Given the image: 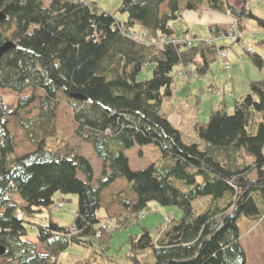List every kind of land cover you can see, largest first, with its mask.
Masks as SVG:
<instances>
[{
	"label": "trees",
	"instance_id": "1",
	"mask_svg": "<svg viewBox=\"0 0 264 264\" xmlns=\"http://www.w3.org/2000/svg\"><path fill=\"white\" fill-rule=\"evenodd\" d=\"M245 1L187 0L185 9L227 13L240 27L248 17L264 29V15H256ZM0 8L6 13L0 44H15L0 58V86L16 93L31 90L14 106L0 93V244L6 246L0 264H60L59 256L70 245L87 247L95 240L108 248L113 222L118 230L133 217H145L153 200L178 207L182 215L167 216L171 220L157 237L145 228L131 237L136 254L151 249L155 258L147 263L130 255L134 264H247L238 219L264 215L256 197L264 206V79L250 81V92L235 100L233 113L221 107L210 112L207 122L194 121L202 149L200 143H187L162 114L165 97L172 94L175 66L192 64L198 77L211 68L206 55L214 51L175 36L171 22L181 15V0H122L119 10L128 14L124 23L100 11L94 0H0ZM135 24L147 32L146 43L128 36ZM247 53L264 68L259 52ZM146 65H152L151 78L138 80ZM61 92L72 104L75 135L103 161L96 183L86 156L75 149L60 151L59 142L66 141L56 124ZM36 101V114H19ZM7 115L19 122L34 150L15 153ZM147 144L161 148L163 164L133 170L125 151ZM119 178L127 180L135 197L120 194L124 213L103 219L97 213L103 191ZM57 192L78 195L72 227L52 220L38 226L37 242L28 240L26 212L50 209ZM201 197H206L205 208L196 213L194 202Z\"/></svg>",
	"mask_w": 264,
	"mask_h": 264
},
{
	"label": "rangeland",
	"instance_id": "2",
	"mask_svg": "<svg viewBox=\"0 0 264 264\" xmlns=\"http://www.w3.org/2000/svg\"><path fill=\"white\" fill-rule=\"evenodd\" d=\"M100 11H108L116 16V18L124 23L128 14L119 10L122 0H94ZM187 0H181V6L186 5ZM243 0H231L234 5H239ZM247 7L255 14L264 15V0H246ZM167 2L163 4V10L166 8ZM182 10V18L172 21L173 27L177 34H181L182 29L189 26L191 28V35L197 34L199 38L204 39L211 34L210 26L204 25L206 17H200L199 13L185 9ZM221 13V12H219ZM189 16H197L198 21L193 20ZM201 22V24H200ZM242 31L245 29L247 37L244 42L247 47H253L254 50L263 53L261 47L255 42L256 31L261 27L256 20L244 17L241 21ZM239 32V28H237ZM245 35V34H244ZM197 41V40H196ZM226 43L231 44L229 39ZM198 42H195L197 44ZM229 53L238 51L241 58H246L251 66L253 59L247 53L242 44H234L227 50ZM230 57V56H229ZM231 62V61H230ZM231 68V67H230ZM259 69L257 66L254 67ZM232 70V68H231ZM264 70V69H263ZM196 71L192 64L186 66L177 65L173 70L175 81L172 85V94L166 96L162 107V114L166 115L171 122L178 127L184 136L187 143L197 142L203 149L204 142L198 136L193 128L194 121L200 120L207 122L209 114L212 110L225 107L228 113L234 111V101L232 96L233 78L229 75V69L225 68L219 60L211 63V68L198 77L193 76ZM183 73V74H182ZM189 75L187 79L185 76ZM152 76V65H146L138 74V80L149 79ZM214 87V88H211ZM222 91V95L213 92ZM0 93L3 100L9 105H16L18 97L28 95L31 90L24 93H16L11 89H5L0 86ZM38 94H43L42 89L37 90ZM59 109L56 118V124L61 131V137L66 141H60L59 144L63 146L60 151L63 153L71 149H75L84 156H86L93 164L96 179L102 175L103 161L100 159L92 145L84 142L75 135L76 123L73 119V108L68 95L64 93L59 94ZM38 101L31 106L19 110L22 117L32 116L38 112ZM5 120L8 121L7 128L12 134L15 142V153L19 156L24 155L35 149V146L25 137L24 131L18 121L11 115H7ZM66 144V145H65ZM51 148L59 147L58 145L50 146ZM51 148V149H52ZM142 152V153H141ZM264 153V148H263ZM129 159V164L133 170H142L147 168L152 163L156 166H161L164 162L163 153L156 144L135 145L125 151ZM252 157L247 155L246 161L251 162ZM110 168V167H109ZM81 178H84L80 174ZM256 174L252 175L255 178ZM175 185L183 190H188L184 182L175 180ZM134 198L135 194L128 186L125 178L117 179L110 187L104 189L102 196V206L97 211L98 215L105 219L109 216L115 220L118 216L124 213V208L121 205L120 199L122 196ZM257 197L259 209L264 211L262 200ZM55 204L50 208H44L42 211L26 212L24 218L28 229L27 239L37 242L38 226L47 225L52 220L60 226L71 228L76 216L78 208V195L75 193L57 192L54 195ZM206 197H201L194 202V210L196 213H201L205 208ZM202 202H204L202 204ZM60 203L62 205L60 206ZM146 216L142 218L133 217L132 222L126 227H120L116 230L115 221L113 227L110 228V240L108 248L95 240L92 246H82L72 244L59 256L60 264H78L80 261H88L89 264H134V259L130 255H136L142 262L154 263L155 258L151 249L141 250L136 254L133 251L130 243L131 237L138 236L143 233V228L148 229L153 237H157L159 229L165 224L167 216L178 219L181 217V210L172 205H162L158 201H151L146 209ZM239 231L242 234L241 241L247 254V264H264V215L261 219H254L241 215L238 219Z\"/></svg>",
	"mask_w": 264,
	"mask_h": 264
},
{
	"label": "crops",
	"instance_id": "3",
	"mask_svg": "<svg viewBox=\"0 0 264 264\" xmlns=\"http://www.w3.org/2000/svg\"><path fill=\"white\" fill-rule=\"evenodd\" d=\"M181 7L184 8L185 6H181ZM197 13L198 12H196V14ZM256 15L263 16L259 14H256ZM199 16L206 17L203 23L204 25L208 24L207 26H210L211 34L204 39L214 38L218 36L214 31L215 28L217 27L227 28V27L236 25V19L227 13H219L218 11L207 10L202 13H199ZM189 17L195 21H198L196 20L197 16L196 17L189 16ZM179 18H182V11H181V15L177 19ZM136 25H139V24H136ZM171 26L173 27V23L171 24ZM242 29L243 27L241 26L239 28L240 31L239 32L237 31V33L242 35V40H244V38H246L247 35L245 32V29L243 31ZM190 33H191V28L188 26L187 30L182 29L181 34L175 33V36L186 37L190 39L195 38V37L199 38L197 34L191 35ZM254 38H255V42L258 43L259 46L261 47V50H263V53H260L259 51L257 52H259L264 58V29L261 28L260 30L256 31V35ZM226 39L227 38L218 39L216 42L217 46L228 45V43L225 42ZM206 57L210 61V63H212L215 60H219V61L222 60L220 56L217 54V52L207 53ZM227 57L231 61L232 70L229 73V75L231 78H233L232 96L234 98L233 101L235 102L237 98H240L250 92V86H249L250 81L257 80V79H264V72H261V70L259 71L257 70V68H254L256 66H251L250 62L246 58H241V56H239L238 54V51H233L231 53H229L228 51ZM263 69L262 71H264ZM211 88H214V87H211Z\"/></svg>",
	"mask_w": 264,
	"mask_h": 264
},
{
	"label": "water",
	"instance_id": "4",
	"mask_svg": "<svg viewBox=\"0 0 264 264\" xmlns=\"http://www.w3.org/2000/svg\"><path fill=\"white\" fill-rule=\"evenodd\" d=\"M6 17V13L0 9V21L3 20ZM15 44L12 41H6L3 44H0V58L2 57V55L9 50L10 48H12ZM72 97H76V98H81V99H86V97H83L79 94H70ZM6 253V246L3 244H0V257L3 256Z\"/></svg>",
	"mask_w": 264,
	"mask_h": 264
},
{
	"label": "built area",
	"instance_id": "5",
	"mask_svg": "<svg viewBox=\"0 0 264 264\" xmlns=\"http://www.w3.org/2000/svg\"><path fill=\"white\" fill-rule=\"evenodd\" d=\"M228 36L232 37L234 41H238V38L233 34L232 31H229V32H228ZM248 50L250 51L251 48H248ZM222 55H223L224 57L226 56V54H225L224 51L222 52Z\"/></svg>",
	"mask_w": 264,
	"mask_h": 264
},
{
	"label": "bare ground",
	"instance_id": "6",
	"mask_svg": "<svg viewBox=\"0 0 264 264\" xmlns=\"http://www.w3.org/2000/svg\"><path fill=\"white\" fill-rule=\"evenodd\" d=\"M220 33V32H219Z\"/></svg>",
	"mask_w": 264,
	"mask_h": 264
}]
</instances>
